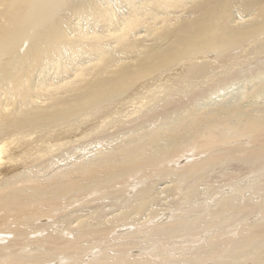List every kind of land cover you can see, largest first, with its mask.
I'll return each mask as SVG.
<instances>
[{
  "label": "bare ground",
  "instance_id": "1",
  "mask_svg": "<svg viewBox=\"0 0 264 264\" xmlns=\"http://www.w3.org/2000/svg\"><path fill=\"white\" fill-rule=\"evenodd\" d=\"M17 182L28 264H264V0H0Z\"/></svg>",
  "mask_w": 264,
  "mask_h": 264
},
{
  "label": "rangeland",
  "instance_id": "2",
  "mask_svg": "<svg viewBox=\"0 0 264 264\" xmlns=\"http://www.w3.org/2000/svg\"><path fill=\"white\" fill-rule=\"evenodd\" d=\"M175 126H174V128H175ZM109 171L110 170H102V171L100 170V172H101L100 174L110 176L108 174ZM22 181H26V180L23 179ZM19 183L17 182V183H12L9 185L11 189L9 192L10 194H8V196L11 199H10V201L7 200L8 201L7 206H10V204L13 206L11 208L3 207L0 209V214H1L0 219H2V220H0V223L3 224L4 228L6 229L3 232L5 234H3V236H2V234L0 235V237H1L0 238V255L6 254V256L3 259L12 260V262H13V260L16 259L17 263H19V259H23V260H25L24 264H28L29 260L33 259L35 255H38V254L41 255L44 251H46L45 250L46 247L55 248L56 246H62V247L66 246V245L72 243V241H70V240H73L75 236L71 235L72 237L64 238L62 240H56L53 238H46L45 237V239L48 242V245H46V243L43 245L41 242H38V241L32 239L33 236L30 234V233H32V231L30 229H27L28 224H25L24 222L26 221V218L29 217V214H31L30 210L34 208L33 207V208L29 209L28 207H30V206H28V204L32 203L34 200H38V194H34L32 192L33 191L32 189L34 187H32L31 184L19 186L18 185ZM166 184H170V183L165 182V183L159 185V187L162 188V187L166 186ZM138 185L140 186V184H138ZM205 186L206 185L201 184V188H204ZM156 191H157V189H156ZM207 193H208V191H207ZM207 193L206 192L204 194L202 193V195L206 196ZM15 196L17 197V199ZM205 199L206 198H204V200ZM193 200H197V199H195L193 197ZM56 201H57V199H56ZM17 203H20V204L17 205ZM36 204L38 205V203H36ZM199 206L204 207V205H199ZM250 216L251 215H249V217ZM67 218L68 217L66 216V218L64 219L65 222H67L71 217L69 219H67ZM250 218L254 219L253 221L256 220L255 217H250ZM72 219H74V218H71L69 220V222H72V227H73L76 225L78 220H72ZM88 221L94 223V220H92V219H90ZM141 221H143V219ZM62 225H64V224H62V223L61 224H55V226L57 228H61ZM53 232H55V230ZM44 233H46V232H44ZM207 236L208 235H206L204 237L206 238ZM231 236L233 237L235 235H231ZM6 239H8V240H6ZM55 254H56V252L51 253V255L49 254V256L54 257L56 260ZM43 256H45V254ZM41 257H42V255H41ZM59 262L60 261L57 260V261H55V264H57ZM249 263L250 262H246L245 264H249Z\"/></svg>",
  "mask_w": 264,
  "mask_h": 264
}]
</instances>
